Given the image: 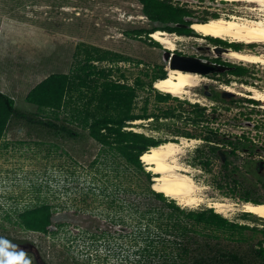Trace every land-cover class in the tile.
Instances as JSON below:
<instances>
[{"label": "rangeland", "instance_id": "obj_1", "mask_svg": "<svg viewBox=\"0 0 264 264\" xmlns=\"http://www.w3.org/2000/svg\"><path fill=\"white\" fill-rule=\"evenodd\" d=\"M171 1L191 10L190 18L194 22L213 19V14L224 18L259 19L264 16L258 4L247 2ZM160 25L145 16L143 6L137 0H0V91L14 99L15 108L20 112L56 125V128H47L11 118L2 136L0 264H37L35 253L17 250L16 245L26 243L33 244L37 255L47 264H122L124 254L104 256L109 248H117L125 241L120 239L122 231L118 225L121 219L129 220L131 216L128 201L138 198L122 192L126 186L123 160L91 138L82 124L80 110L83 101L78 95L70 107L60 111L39 110L25 99L31 89L49 75L74 72L77 65L83 63L79 52L84 46H95L121 56L118 61L100 65L112 68V80L131 87L143 84L137 88L134 112L151 118L129 123L128 130L166 142L187 140L179 163L190 170V175L202 188L204 202L181 208L197 210L211 208L209 202H225L229 209L221 215L251 228L246 232V241L236 245L235 249L251 259V263L260 264L254 248L259 242L264 246V219L251 213L247 217L243 208L248 203L245 200L264 203V177L219 175L220 162L205 148L206 132L202 125L205 126L204 122L264 124V102L254 99L253 92L248 91L252 87L264 92V65L239 62L228 57L227 53L217 54L214 49L205 48L194 38L165 32L177 48L239 62L246 73L251 70L255 75L247 81L230 79L228 84L213 81L214 91L222 85L251 103L240 101L215 110V100L196 96L193 92L184 99L170 95V99L163 100L160 94L166 93H159L154 87L156 80L152 86L151 81L159 68L164 67L165 61L162 51L149 41L146 34ZM137 31L142 32V38L136 37L134 33ZM203 37L206 36L197 39L200 41ZM221 42L222 48L237 46L241 51L264 54V44H252L255 48H250L244 43ZM250 81L257 84H249ZM206 82L209 81H200L199 85ZM196 107L204 108L203 119L197 123ZM159 125L160 129H156ZM259 130L262 132L259 136L264 138V125ZM184 133L192 134V137ZM206 159L210 161L208 169L201 165ZM115 163L119 164L117 170ZM150 173L153 182L155 174ZM143 202L148 206H161L154 199ZM43 204L50 206L52 212L47 231L26 229L21 215Z\"/></svg>", "mask_w": 264, "mask_h": 264}, {"label": "trees", "instance_id": "obj_2", "mask_svg": "<svg viewBox=\"0 0 264 264\" xmlns=\"http://www.w3.org/2000/svg\"><path fill=\"white\" fill-rule=\"evenodd\" d=\"M137 1L143 6V12L150 21L164 26H154L146 32L148 34L161 29L180 32L184 30L181 27L192 26L194 22L190 18L193 14L191 10L171 0ZM219 17L213 14V18ZM206 21L203 19L199 22ZM191 31L195 33L193 29ZM141 33L137 31L134 34L138 37ZM151 43L159 46L153 40ZM234 49L239 48L234 46ZM79 54L83 56V63H79L74 72L49 75L31 89L25 99L39 110L60 111L70 107L78 95V99L83 101L80 110L83 114L82 124L88 129L91 138L123 160L126 186L122 192L132 193L138 198L128 201L127 209L131 216L129 220L121 219L118 225L126 229L119 233L120 239L125 241L117 248H109L104 257L124 254L122 264H253L251 259L235 249L236 245L246 241V232L251 230L250 226L231 222L212 208H181L175 200H169L163 193L153 189L154 178L152 182L151 173L146 171L141 157L166 140L128 130L129 123L151 117L134 112L137 88L143 87V84L137 83V86L131 87L118 83L110 78L112 68L100 66L104 62L118 61L121 56L95 46H84ZM165 77L155 76L151 86L156 79ZM170 97V94H160L163 100ZM196 108L195 123L202 121L204 111L203 108ZM11 118L56 128L51 121L35 120L20 112L15 108L14 99L0 91V141ZM160 127L156 126V129ZM184 135L192 137L189 133ZM118 165L115 163L116 170ZM145 199H154L161 206H148L143 202ZM250 215L246 214L247 217ZM51 218V207L47 204L27 210L21 215L24 227L36 232H46L51 225ZM254 255L260 264H264L263 242L254 248Z\"/></svg>", "mask_w": 264, "mask_h": 264}, {"label": "bare ground", "instance_id": "obj_3", "mask_svg": "<svg viewBox=\"0 0 264 264\" xmlns=\"http://www.w3.org/2000/svg\"><path fill=\"white\" fill-rule=\"evenodd\" d=\"M258 4L264 11V0H227ZM255 9V8H254ZM192 29L203 36L229 40L231 43H244L247 45L264 44V16L259 19L232 16L231 18H213L206 22H193ZM152 38L162 44L167 50L174 51L176 43L167 37V33L157 30L151 34ZM178 39V38H177ZM227 56L237 61L264 65V54L252 51L230 50ZM206 78L195 76L179 70H168L165 78L154 82V87L166 94L184 99L189 95V89L199 85ZM248 89V88H247ZM227 91L231 92L230 88ZM253 98L264 102V92L250 87ZM251 97V96H250ZM173 141L164 142L157 147H152L141 157L149 172L154 175L153 189L171 198L180 206L193 207L204 202L202 188L190 175V170L179 163L182 147L187 143ZM196 141V140H195ZM209 206L217 213L226 214L229 206L223 201L209 202ZM244 212L251 213L264 219V203L255 204L248 202L244 205Z\"/></svg>", "mask_w": 264, "mask_h": 264}, {"label": "flooded vegetation", "instance_id": "obj_4", "mask_svg": "<svg viewBox=\"0 0 264 264\" xmlns=\"http://www.w3.org/2000/svg\"><path fill=\"white\" fill-rule=\"evenodd\" d=\"M164 27V26H161ZM184 30H180V32L174 31L170 32L165 29H161L164 32H168L170 34H179L180 36L194 38L196 42L201 43L205 48L215 49L222 48L221 43L223 42H215L210 37L200 38L202 40H198L201 35L198 33H193L190 29V26L181 27ZM149 37V41H152L151 34L146 33ZM142 38L143 36H138ZM213 41V42H212ZM158 49L162 51V56L165 61L164 67L159 68V72L157 76L166 75V71L173 70L171 69V61H174V64L177 68L184 70V61L182 58L193 57L197 58L203 62H211L213 65L222 67L223 71H214L208 74H203L201 71L196 73H190L195 76H201L202 78H206V82L204 84L198 85L194 88L189 89V92L196 96H204L205 98L213 99L217 103V110L220 108L230 107L231 104H239L240 101L250 102L251 100H243L238 97V94H235L234 90L231 92L227 91L225 87L222 85L217 91H214L213 85L214 80L223 82L225 84L231 83L230 79L238 80H251L254 77V73H251L249 70L246 73V69L241 67V63L232 62L231 60H222L213 57H207L202 54L197 53H188L180 48H177L174 51L167 50L165 47L161 49L159 46L154 45ZM250 48H255L252 45H249ZM227 50H235L234 46H229L227 48H223ZM240 50V49H238ZM168 51L170 54L167 55V59H165V53ZM180 71V70H179ZM183 72V71H182ZM249 74V77L246 75ZM157 80V79H156ZM249 84L257 82H248ZM195 92V93H194ZM185 98V97H184ZM253 103V102H252ZM204 109V108H203ZM212 117L215 118V114H212ZM204 128L206 135L205 139V148L208 149L215 155V158L220 162L221 169L218 172L219 175L230 177V176H261L264 177V138L260 137L259 134L262 132L259 128L264 124H208V122H204ZM243 129L239 131L238 129ZM213 158V157H211ZM203 166L205 169H208L210 166L209 159H206L203 162ZM30 246L29 249H24L21 245H16L17 250H25L28 252H33L36 255V263L37 264H47L44 262L39 254L37 255L36 247L33 244L26 243ZM22 250V251H23Z\"/></svg>", "mask_w": 264, "mask_h": 264}, {"label": "water", "instance_id": "obj_5", "mask_svg": "<svg viewBox=\"0 0 264 264\" xmlns=\"http://www.w3.org/2000/svg\"><path fill=\"white\" fill-rule=\"evenodd\" d=\"M193 24V23H192ZM215 53L217 54H223V53H228L229 50L227 49H223V48H215L214 49ZM170 53L168 51H166L165 53V59H167V55H169ZM168 60V59H167ZM182 60L184 61V70L177 68V66L174 64V61H171V69L173 70H180L186 73H196L201 71V73L203 74H208L210 72H214V71H223L222 67L220 66H216L213 65L211 62H203L197 58H191V57H187V58H182ZM118 229L120 231H125L126 229L123 227H118ZM24 249H29L30 246L28 244L25 245H21Z\"/></svg>", "mask_w": 264, "mask_h": 264}]
</instances>
